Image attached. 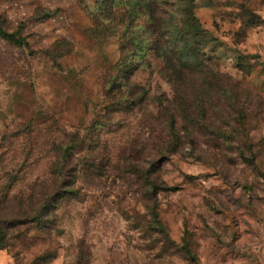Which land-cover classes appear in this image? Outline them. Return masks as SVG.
Returning <instances> with one entry per match:
<instances>
[{
  "label": "rangeland",
  "instance_id": "1",
  "mask_svg": "<svg viewBox=\"0 0 264 264\" xmlns=\"http://www.w3.org/2000/svg\"><path fill=\"white\" fill-rule=\"evenodd\" d=\"M0 25V264H264V0H0Z\"/></svg>",
  "mask_w": 264,
  "mask_h": 264
},
{
  "label": "trees",
  "instance_id": "2",
  "mask_svg": "<svg viewBox=\"0 0 264 264\" xmlns=\"http://www.w3.org/2000/svg\"><path fill=\"white\" fill-rule=\"evenodd\" d=\"M198 25V23H197ZM199 26V25H198ZM21 32V26L18 27L17 31L15 33H6L4 30H2L1 25H0V36L2 38H5L7 40H9L10 42H12L13 44L16 45H23L24 43V39L22 37H18V34ZM197 34H199L200 36H202L203 38L206 39L205 43H203L202 48L207 47L209 44H211L212 42L215 41V39L213 37L210 36V34L203 29H200L198 32H196ZM192 40L189 39V36L183 35L180 38L179 41V45L176 46V50L179 51L181 48L184 49L186 51V53L193 51H196L195 48L196 47H200L201 44L194 42V46H190V44H192L191 42ZM192 52V53H194ZM175 56V59H173V61L175 60V62L177 64H179V66L183 69H186L189 67V64L191 62L195 63V68L197 69V74L199 73L200 76H204V78H207L208 76L206 75V71H204V66H202L203 64V60L201 55L197 52H195L194 54H192V58L187 59V60H182L180 55H175V53H172ZM171 55V56H173ZM189 63V64H188ZM173 68H175V65L173 66ZM178 76L180 75V71H176ZM137 168V173H138V177L140 180L144 181V184L146 186V184L150 185L152 184V178H151V173L149 170L147 169H143L142 167H135ZM154 194L152 195L151 193V199L154 198ZM58 195H60L59 190L55 189V192L53 194V197L51 198L52 200H54ZM48 197V196H47Z\"/></svg>",
  "mask_w": 264,
  "mask_h": 264
}]
</instances>
